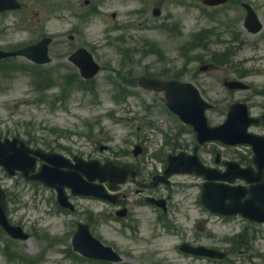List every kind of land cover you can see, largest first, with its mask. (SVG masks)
<instances>
[{"label": "rangeland", "instance_id": "374dc122", "mask_svg": "<svg viewBox=\"0 0 264 264\" xmlns=\"http://www.w3.org/2000/svg\"><path fill=\"white\" fill-rule=\"evenodd\" d=\"M19 1L24 6L20 12L0 13V48L17 50L48 35L55 40V61L40 68L24 59L2 66L6 69L0 75V137L37 141L32 144L34 148L59 145L58 151L64 154L83 153L103 162L132 161L127 154L145 142L150 153L144 168L160 170L164 158L158 154L166 146V133L171 134L178 123L165 109L161 94L154 95L135 84L144 75L193 81L215 106L207 112L211 126L222 124L235 102L247 103L252 116L264 114V29L256 36L245 30V12L237 4L240 0L217 9L203 7L200 0H93L96 8H85L87 0ZM244 2L255 9L264 24V0ZM61 5L80 8L87 21L56 12ZM156 6L163 10L158 18L152 14ZM74 32L76 41L69 42L68 36ZM117 36L124 38L123 43L113 41ZM77 46H98L90 49L103 70L92 90H69L71 94L63 99L66 91L57 73L67 71L57 58L59 52ZM219 59L229 63L219 65ZM202 66L211 69L200 72ZM112 70H122L127 78L122 80L129 90L126 103L121 88L116 90L109 80ZM38 72L46 75L42 78L43 73ZM232 79L244 81L251 89L228 91L223 83ZM179 127L190 146L187 152H192L193 134ZM251 131L264 134L263 128ZM250 153L248 147L206 144L200 158L219 169L227 161L246 167ZM217 154L221 156L220 166L215 164ZM173 181L174 203L181 204L185 216L170 214L168 229L159 221L158 211L140 207L136 186L122 188L128 192L133 210V219L122 224L104 212L110 206L94 200H80L74 215L64 214L53 190L32 186L21 177L10 178L0 169V184L13 191L11 221L30 234L27 242H11L0 232V264H94L71 251L76 221H90L96 237L124 257L121 264H264V225L208 212L200 201L203 178L186 175ZM159 192L170 194L167 190ZM242 233L249 240L248 248H240V239L233 242ZM183 242L226 251L229 258L221 262L190 258L179 251ZM5 243L9 252L23 253L30 263L8 260Z\"/></svg>", "mask_w": 264, "mask_h": 264}, {"label": "water", "instance_id": "95a60500", "mask_svg": "<svg viewBox=\"0 0 264 264\" xmlns=\"http://www.w3.org/2000/svg\"><path fill=\"white\" fill-rule=\"evenodd\" d=\"M15 4L16 3L13 0H0V10L15 8ZM47 43L48 41H44L42 44L32 49H27L20 53L6 54L0 52V58L24 54L38 62L45 63L44 59L39 56L36 58L35 55L31 54L30 50H36L41 57L46 56ZM148 85H150L149 82ZM152 85L156 90H167L169 108L177 113L184 122L194 126L201 144L211 140L222 141L228 145L251 144L253 145L256 153V157L254 159V162L257 165L256 172L252 168L241 170L239 165L230 163L228 164L227 172L220 173L217 170L203 167L196 155L193 157H185L183 154L178 157L171 158L169 170L174 172H189L196 173L198 175H205V177L209 180V183L204 186L205 190L203 202L213 211L224 215L242 214L251 220L264 222V138L247 133V129L251 124L258 123L257 120L249 119L247 107L241 104L232 106L229 118L225 125L218 128H210L204 114L209 105L201 99L198 90L192 85L177 83H169L166 85L152 83ZM227 85L232 89L246 88L245 85L239 82H233ZM26 153V148L23 146L17 147L15 142H0V164L5 165L7 169L22 167V163L18 160L23 159ZM46 159L54 164L52 159ZM97 177V175H94L90 176L89 179L93 181ZM237 178L243 179L253 185L250 188H243L231 187L222 183H215V181L219 180L232 183ZM100 179L105 181L106 177ZM116 180L122 182L125 180V176L117 178ZM46 183L58 187L61 194V202L64 201V186L75 187L80 191V193L86 195H102V191L99 190L97 186L93 185L92 187V185L84 182L82 183L80 181H69L68 183L63 184L58 178L50 176L46 178ZM248 194L251 195V198L242 203V199ZM227 201H230V203L227 204ZM0 218L13 235H19V229L12 228L6 223L4 209L0 212ZM84 230L86 231V234L84 235L85 240L83 241L81 239L83 233H80L81 236L77 235L74 240L77 250L88 256H90V254H96V257L103 256L117 259L113 257L111 252L108 250L100 249L99 253L92 250L91 248L97 246V243L92 241L87 234V230ZM183 249L188 253L198 256L221 259L225 257V254L203 247L190 248L188 246H184Z\"/></svg>", "mask_w": 264, "mask_h": 264}]
</instances>
